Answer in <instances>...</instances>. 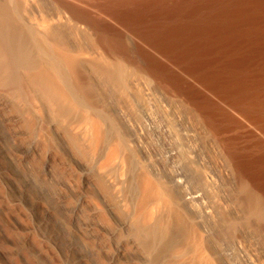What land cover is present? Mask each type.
<instances>
[{"label": "bare ground", "instance_id": "6f19581e", "mask_svg": "<svg viewBox=\"0 0 264 264\" xmlns=\"http://www.w3.org/2000/svg\"><path fill=\"white\" fill-rule=\"evenodd\" d=\"M130 48H136V49L134 50V52H132ZM144 48H152L154 52L157 53L161 57L159 58L155 55L153 56L151 52H148V50ZM164 60L180 66V71H181L180 74H178L175 71H171L169 68H167V66L163 63ZM106 82L117 86L120 89V91L123 92V96L125 93V95H128L129 97H132V98L140 97L141 99L142 98L144 99V100H141L139 98L140 99L139 101H145V100L147 101L145 102L146 104L148 103L147 105L143 103L146 106H143L142 104L139 103L143 107V108L141 107V109L139 110L143 111L141 113L143 114L144 123L142 121V123L138 125V128L137 129L135 128L136 130L134 129V131H132L134 132L133 133L134 135L132 136L133 137L132 142L136 144L138 147H140L141 149L145 148L144 142H143L145 131L142 134V130H144L145 127H148L147 123H149V128L151 124L152 125L155 123L157 124V122L158 124L162 123V126L159 125L160 127L159 129H161L162 127V132L163 133L165 132L164 134L168 135V136L166 135L167 138L165 137L164 138L167 140L169 137L168 140L173 139L171 141H174L176 140L174 139L175 137L177 138L180 137L179 134L181 130H180L179 121L181 120H179L178 123L176 120H173V118L176 119L175 114H178V112L176 113V111H172V114L170 113L171 116L168 115L169 114L168 112L169 111L171 112V109L173 108L172 107L173 103L174 105L175 103L178 104L177 99H179V102H180V99H182V101H184L187 105L192 107V109L198 115L197 118H199L198 119L199 124L201 121L202 128L203 127L206 128V129L204 128L205 129L204 131L208 132V136H212V139L214 138L218 142V145L221 147L220 150H222L221 154L223 152V156H225V158L227 156L226 159H223L224 157L222 158L224 161L225 160L227 161V165L226 163H224L225 165L224 164L222 165L223 167L221 170L224 174L226 173L227 176H228V173H230L229 175L232 178L231 179L232 187H234L235 185V187L233 188L234 192L232 191V189H230L232 192V195L236 194L235 196L237 199L239 198L240 195H241L240 197L242 198L246 197V200L245 199L242 200V198H239V199H241L240 202L242 201L243 203L245 202L244 204L248 203V205L250 206V210H247V211L248 213H250V211L252 212L251 213L252 217H253V214H257L256 205L260 207L261 211L264 210V208L263 210L261 208L262 205L264 206V0H0V84H2V87H5V88L10 87L11 88L10 90L13 89V91H15L18 94L17 95L16 93H14V96L17 95L18 98L19 97L21 98L23 104L27 107V110H28L27 113H29V115H31L36 120L38 128L41 131L40 132L41 135L40 134H39L40 136L38 135L39 136L38 139H40L41 142L43 141V139H45L44 141L47 140V138L45 137H47L48 135L46 136L44 134V130H46L49 127L51 128L52 124L54 123L55 125L61 124V126L59 125L60 128L64 127L68 132L70 131L71 133L74 134L75 138L73 137V139H75V142L72 139V137L70 138V140H72L74 144L77 143V140L80 142L81 139L82 141L80 144H82L83 141L85 144V142L89 140L88 134L90 133L89 131L92 129L93 134H95L94 139L95 138L96 139L94 140L92 136V138L90 139L91 143L92 141L93 142L95 141L96 143L99 144V141H101V139L104 138V131H106V129L102 131V127H101L102 123H104V120L107 119L108 115H112L110 114L109 111L106 112V114L108 115H106L105 112L103 111L104 107L102 105L103 102L101 99V94H102L101 92H102L104 83ZM155 86L165 90L166 93L171 97V100L172 98L173 99L177 98V99H174L176 100V102L172 100L173 103H171L172 101L170 100V97H168L169 98L168 100L166 99L167 101L166 100H164V102L162 101L163 103H165V105L161 102V100H163L164 98L162 99L158 98L160 101L156 98L159 102L155 99L152 101L153 96L151 94V89ZM118 90L116 89L115 92H117ZM5 92L6 90L4 91V94H6ZM109 92L111 91L109 90ZM103 94L107 95L105 93ZM128 96H126V98ZM117 98L118 97H116V99ZM136 98L134 100V105H135ZM150 101L151 102L157 101L158 106H156L157 104L155 103L154 104L155 106L153 107ZM137 102H138V98H137L136 104ZM221 102L225 104H222ZM156 107L157 108L159 107L160 110H158ZM179 107H176L175 109L177 108L179 109ZM112 108L116 109V107L113 106L111 107V111H112ZM152 108L153 109L156 108V110L155 109L152 110ZM93 109H95L94 111L96 112L95 121L92 120L91 118H88L87 116L89 114L88 110L93 111ZM122 110L123 109L121 108L119 112L122 113L123 112ZM166 110H168L167 113L165 112L164 114L162 112L163 113L162 116L157 115L158 119L154 116L155 114L152 113V111L153 112L156 111L161 115V111H166ZM115 111L116 112L114 114L118 113V110H115ZM127 111H129V109ZM46 113L49 117H51L50 118L51 122H48L46 120L44 116V114ZM104 115H106V117ZM173 115L174 117H172ZM133 116H135V114ZM179 116L180 115H178V117ZM108 117L109 118L106 120V122L108 121L110 129L106 132L109 135L105 134L107 139L110 138L114 140L115 138L118 142V147L120 148V150L121 149L125 150V147L127 148L126 146L127 143L125 141L124 134L121 132L120 127L118 128L119 123L117 124V122H119V120H121L122 118L117 120L116 122L114 121L116 120V118L113 119V118H110L111 116H108ZM113 117H116V116H113ZM122 117H124V114ZM89 119H91L92 122ZM156 119L157 120L161 119L162 122L161 121L159 122ZM87 126H89V131H88ZM130 129L131 128H129V130ZM182 129H183V132L185 131L186 133L183 135L181 134V136L185 137L186 135V137L190 138V140L192 139L197 140V138L195 139V134H193V130L186 128V127H183ZM145 130L147 131V128ZM87 132L89 133L87 134ZM91 134H92V131H91ZM77 135L80 136L81 139L80 137L79 139H77L78 137ZM162 135L163 134H161V136ZM66 138L68 137L66 136ZM188 138H185V139H188ZM105 139L106 138L102 139V141L104 142ZM162 139H163V136H162ZM241 139H246L249 141L247 142L246 145L241 146L240 145ZM166 140L163 141V142H166V144L168 143L167 146L169 147V150H168V147L166 148L168 150V153L166 154L173 155L174 157L177 156V154L182 149V146L184 143L182 145L180 143L181 145L180 146V145H177L179 143L174 141L176 144L174 142L173 144L176 146L174 145L171 146L170 144L171 146L170 147L169 146L170 141L167 142ZM186 142L188 143L187 140ZM107 144L109 145V143ZM56 146H59V145L56 144ZM186 146L187 145L184 144L183 148ZM191 146H187V147L189 148ZM77 148H80V147H77ZM115 149L116 150L114 151L118 153L117 146ZM127 150L129 149L127 148ZM51 151L52 150H50L49 152ZM135 151L139 152L137 147ZM210 151H211V148H210ZM253 151L254 152L257 151L258 155H255ZM101 152L103 151L101 150ZM44 154H45V150H44ZM105 154L106 153H104V155ZM100 155H103V154H100ZM115 156L116 155H114L113 157ZM186 159L188 160V157ZM65 160H67V158ZM126 160L128 161V159ZM129 160H132V159H129ZM147 160H149V158ZM178 160H179L178 165H175L177 167L179 166V169L176 170L178 174L176 177H173L174 175L173 173L172 175L173 178L171 177L170 179L172 180L170 181L168 180V183L166 180L167 178H165L166 181L163 180L162 182L161 179L163 178H161V176L164 177V174L161 175L159 172L153 171L154 174L156 175L155 179H157V181H154L155 179H151L149 175H146L149 178L145 177L146 180L144 178L145 193L151 196L152 199L154 198L153 202L155 205L156 204L158 205L159 201L161 202L163 201L165 205L169 208V213H172L173 211L175 216L176 215L178 216V218L176 216L177 220L179 219L178 221H180V218L183 219L182 216L180 217L181 211H183L181 215H184L185 211L187 214L188 213L190 214L189 211L196 208L193 206L197 205V207H199L200 210L196 212L194 209V212L196 213H193L195 214V216L193 215V217L191 215L192 217L191 220L194 221L193 223L196 225V227L199 225V227H197L199 228L198 229L199 236L196 241L197 247L202 248V250L206 248L207 250V247L210 246L209 244L213 243V241L217 238V236L220 234L222 230L220 228L222 226L220 223L217 225V227L220 225V227H218L219 229L216 228L218 229L217 231H215L213 226L209 227L212 224L211 221H210L211 224L209 226L205 223L206 218L209 220V218L214 217L213 222L215 223L214 225L216 227L217 223L215 221L218 222V220H215V217H216L215 214L219 215L221 213V211L220 213H217L219 212L218 209L220 208L221 204L219 202L220 200L217 199L216 191H215L218 185V183L216 182L217 181L216 177L218 176V172H221V171L217 169V166L215 169L214 167L211 168L209 166L210 168L208 167L207 171H203L204 173L203 176H205L204 178L207 181V184L204 187L201 185L203 189L192 191L191 193H187V194L185 190V195L180 196V192L174 191L173 189L174 186L179 187L181 184L183 185L184 183V182L181 183V180H177L178 176L185 175L184 174L185 170L180 167L181 159L179 158ZM87 161L88 159L86 160V162ZM173 162H175V160ZM190 162L188 161V163ZM145 163L146 161L144 162V164ZM184 163H185V159H184ZM200 163L202 166V162ZM192 164L194 163L192 162ZM92 165H93V162H92ZM109 165H112V164H109ZM203 165L205 166L206 164L203 163ZM119 166H120V163H119ZM114 167H117L115 165V162H114ZM92 168L90 166V169ZM106 168L109 170L108 167ZM172 168L174 167L172 166ZM169 169L171 168L169 167ZM55 170H57V167ZM193 172L195 171L193 170ZM125 175L127 174L125 173ZM150 175H153V174H150ZM224 176L222 179H224ZM104 177H105L106 182H108L112 191L116 195V197L122 198L121 197L122 191L120 192V187H122L121 186L122 180L115 176H110L108 174L107 175L104 174ZM180 178L182 179V177ZM186 179H187V176H185V180ZM140 185L142 184L140 183ZM192 186L191 188H193ZM104 190L106 189L104 188ZM214 191H215V195L213 194ZM228 195L230 196L231 194H227L226 196ZM104 196H107V195L105 194ZM229 196L228 198L230 199L231 197ZM123 201L125 200L123 199ZM130 202L131 201H129V203ZM260 202L262 205H260ZM82 203L83 202H81L80 204L82 205ZM222 203H223V200H222ZM90 205H91V202H90ZM146 209L147 208H145L144 211H146ZM79 211H80V206H78V208L74 210V212H76L77 214H79ZM261 211L258 213L260 216L258 214L257 215L258 217H260L262 221H264L263 220L264 218L263 217L261 218V216H264V213L262 214ZM86 213H88L89 215V212H86ZM99 213H102V212L99 211ZM130 214H132V212H130ZM133 214L135 215V212ZM146 214H147V211H146ZM220 217L221 216H219V218ZM130 218H132V216ZM155 219H157V217ZM224 219L226 221V217H224ZM148 220H151V219H148ZM183 221H186V220H183ZM156 222L157 220L155 221V223ZM237 222H238L237 219H232L230 223L227 222V226H225L226 224H224V221H223V224L225 227H234V225H236ZM259 223L261 222L259 221ZM92 224H87V223L84 224L85 230L86 229L92 230V229L97 228V231H98L99 226L97 224L96 225H92ZM171 224L172 223H170V225ZM191 224H192V221H191ZM262 224L264 225L263 222ZM130 225L132 226V224ZM162 226L163 224L160 225L159 223H156L154 226H147L144 223L142 226L138 225V227H140L143 232L142 233L144 235L143 237H148V238H151V240L152 239L156 240L157 241L156 243L164 241L165 238L167 237L166 235H168L170 228L166 227L167 225L165 227L164 226L162 227ZM141 230L139 229V231ZM116 231L117 230H115V232ZM137 232L138 231H136V233ZM237 233L235 237L236 240H238ZM180 234H182L181 231H180ZM183 234H186V233H183ZM123 236H125V234ZM221 236L222 234L219 235L217 239H219ZM250 237L252 239V236ZM226 241H224V243ZM165 243L167 242L165 241ZM186 243H188V241H186ZM244 243L245 241L243 242V246L240 243H237L235 244V246H233V249L230 248V252L232 249L231 256H233V258L230 261L228 260L229 262L225 260V263L227 264H264V257H260L261 255H259L258 251L252 248L251 246L249 248L245 247L246 245L244 246ZM154 244H155V241H154ZM137 246L139 247V244ZM260 247L261 246H259V248ZM227 250H228V247H227ZM119 252L120 251L117 252V258L121 256ZM219 253L222 254V251L220 250ZM149 254H150V251L147 255ZM226 254H228L227 251H226ZM223 256L224 255H222L221 257ZM189 260L191 261V259ZM204 263L205 264H216V261L209 259V256H208V260L204 261Z\"/></svg>", "mask_w": 264, "mask_h": 264}, {"label": "rangeland", "instance_id": "374dc122", "mask_svg": "<svg viewBox=\"0 0 264 264\" xmlns=\"http://www.w3.org/2000/svg\"><path fill=\"white\" fill-rule=\"evenodd\" d=\"M135 49L136 48H130V50L132 52H134ZM144 49L148 50V52H151L153 56L155 55L159 58L161 57L157 53H155L152 48H144ZM163 63L171 71H175L178 74H180V72H181L180 66H178L177 64H173V63H170V62L165 61V60L163 61ZM10 89H11L10 87L5 88V87H2V84H0V264H140V263L141 264H143V263L144 264H147V263L148 264H175V263L176 264H194V263L195 264H205L206 262L204 263V261L208 260V256H209V259H211L213 261L215 260L216 264H227V263H225V260L230 261L233 258V256H231L233 246H235V244H237V243H240L243 246L244 241H245L244 246L246 245L245 247L249 248L251 246L252 248H254L258 251L259 255H261L260 257H264V225L262 224V222L264 223V221H262L260 219V217H258V215H259L258 213L261 211L260 207H258L256 205V209H257L256 211H257L258 215L253 214V217H252V214H251L252 212L250 211V213H248V211H247V210H250V206L248 205V203L244 204L245 202L244 203H243V201L240 202L241 199H239V198H242V197H240L241 195L239 196L238 199L235 196L236 194L232 195V192L230 189H232V191H233V188L235 187V185H234V187H232V182H231L232 178L229 175L230 173H228V176H227L226 173L224 174L221 170L223 167L222 165L224 163H226V165H227V161L225 160L226 161L225 162L223 160V159H226L227 156L225 158V156H223V152L221 154L222 150H220L221 147L218 145V142L214 138L212 139V136H208V132L206 131L207 132L206 133L204 131L206 128L205 127L202 128V125H201L202 122L200 121V124L198 122L199 118H197L198 117L197 113L192 109V107H190L184 101H182V99H180V102H179V99L174 98V99L178 100L177 101L178 104L180 103L179 104L180 107H179L178 104H176V103L174 105L173 101L176 102V100H174L172 98V100H173L172 101L171 97L166 93L165 90L158 88L156 86L151 89V94L153 96L152 101L154 99L157 100L158 98L159 99L164 98L163 100H161V102L162 101L164 102V100H166V99L168 100L169 99L168 97H170V100L172 101L171 103H173L172 107L174 109L172 107H170L173 110L171 109V112L169 111L168 115L171 116L172 111H176V113L178 112V114H175L176 119L173 118V120H176L177 123L179 120H181V121H179L180 122V130H181V132L179 134L180 137L178 136L179 138H177V137L174 138V139H176L174 141L179 143L177 145H180V143L182 145L184 143L187 146H191V144L193 143L192 146L189 148L187 146L183 148V146H184V144H183L182 149L180 147V149H181L179 152L180 154L178 153L177 156H175L177 158H175L173 155L166 154V153H168L169 147L167 146L168 143L166 144V142H163L166 140L165 138H167L166 137L167 134H164L165 132L164 133L162 132V127H161V129H159L160 128L159 125L162 126V123L158 124V122H157V124L156 123L153 125L151 124L152 128H151V126L149 128V123H147L148 127H145V129L147 128V131L145 129L142 130V134L145 131V134L143 137L144 138L143 142H144V146H145L144 149H141L140 147H138L136 144H134L132 142V140H133L132 136L134 135L133 134L134 132H132V131H134L135 128L137 129L138 125L140 123H142V121L144 123L143 114L141 113L143 111L139 110L142 107L140 104H142L143 106H146L148 103L147 104L145 103V102H147L146 100L145 101H139L141 98L137 97L138 102L136 104L137 98L135 97L136 101H135V105H134L135 98L129 97L128 95H125V93H124V96H125L124 97L123 92H121L120 89L113 84L106 82V83H104V86L102 88V92L100 90V92L102 93L101 99L103 102L102 105L104 107L103 111L105 112V114L107 111H109L110 114L113 115L116 112L115 110H118V113H116L117 115L116 114L113 115L116 117H113L112 115H108V114H106V115L111 116L110 118H113V119L116 118V120H114L116 122H117V120L122 118L121 120H119V122H117V124L119 123V126L118 125L117 126H118V128L120 127L121 132L124 134V138H125V141L127 143L126 146L129 150H127L126 147H125V150L124 149L120 150V148L118 147V142L115 138H114V140H112L110 138L107 139L106 135L108 133H106V132L110 129L108 121L106 122V120L109 118L108 116H107V119L104 120V123H102V126H101L102 131H104L106 129V131H104V138H106V139L103 142L102 139H104V138H102L101 141H99V144L96 143L95 141L94 142L92 141V143H91L90 139L92 138V136L94 139L95 134H93L92 129L89 131V126H87L88 131L90 132V133L87 132V134L88 133L90 134V135L88 134L89 140L87 138L86 139L88 141L85 140L87 143L85 142V144H84V141H83V143L80 144L82 139L80 136L77 135L78 136L77 139H79V137H80L81 140L79 142L76 139L77 143L74 144V142H75V139H73V137L75 138L74 134L71 133L70 131L68 132L64 127L60 128L61 124L55 125L54 123H53L54 125L52 124L51 128L50 127L47 128L48 131H47V129L44 130V134L46 136L47 135L48 136L45 137V138H47L46 141H44L45 139H43V141L41 142V140L38 139L39 136L41 135L40 134L41 131L38 128L36 120L31 115H29V113H27V111H28L27 107L23 104L21 98L20 97L18 98V96H17L18 94L15 91H13V89L12 90H10ZM116 89L117 90L119 89V90L117 92H115ZM1 90H2V92H1ZM5 90H6V92H5L6 94H4ZM109 90L111 92H109ZM9 91H11V92H9ZM11 93H13V94H11ZM14 93H16L17 95L15 94L16 96H14ZM103 93H105L107 95H104ZM115 93H116V95H115ZM7 96L8 97L10 96V97L8 98ZM111 96H113V97L115 96V97L113 98ZM126 96H128L127 97L128 99L126 98ZM116 97H118V98L120 97V98L116 99ZM13 98H15V99H13ZM141 100H144V99L142 98ZM157 101L156 102L150 101L152 103L153 107L155 106L154 105L155 103L157 104L156 106H158ZM17 102H18V104H17ZM143 103H145L146 105ZM221 103L225 104L223 102H221ZM163 104L165 105V103H163ZM124 105H126V106H124ZM113 106H115L116 109L114 108L115 109L114 110L112 108V111H113L112 112L111 107H113ZM117 106H118V108H117ZM176 107H179L180 110L178 108L175 109ZM121 108L123 109L122 113L119 112V110H121ZM133 108H134V110H133ZM156 108H154V109L156 110ZM125 109H126V111H125ZM128 109H129V111H127ZM154 109L152 108V110H154ZM157 109L160 110L159 107ZM90 110H92V109H90ZM90 110H88L89 114L87 116H88V118H91L92 120L95 121V119H96L95 118L96 112L94 111L95 109H93L94 113H93V111H90ZM167 111L168 110L161 111V115L156 111H154V112L152 111V113L155 114L154 116L158 119V116H162V114L163 113L165 114V112L167 113ZM119 113H120V115H119ZM123 114H124V117H122ZM134 114H135V116H133ZM173 114H174V112H173ZM89 115H90V117H89ZM106 115H104V116L106 117ZM178 115H180V116L178 117ZM44 116L48 122H51V119H50L51 117H49L47 115V113L44 114ZM172 117H174V115ZM91 119H89V120H91ZM28 120H30V121H28ZM89 120H88V122H89ZM92 120H91V122H92ZM126 120L127 121L129 120V121L127 122ZM135 121H137L138 123ZM157 121L160 122L161 119H159ZM198 125H200V126H198ZM123 127H124V129H123ZM183 127H186V128L193 130V134H195V139L197 138V140H194V139L190 140V138L186 137V135H185V137L181 136V134L183 135L186 133L185 131L183 132V129H182ZM129 128H131V129L129 130ZM157 129H159V130H157ZM49 131H50V133H49ZM62 131L65 133H63ZM91 131H92L93 135L91 134ZM202 131L205 133H203ZM158 132L160 133V135ZM125 134L128 138L125 136ZM161 134H163L162 135L163 139H162ZM66 136L68 138H66ZM146 136L149 138H147ZM150 136H151V138H150ZM71 137L74 140V142L72 140H70ZM185 138H188V139H185ZM168 139H169V137H168ZM168 139L166 141L167 142L170 141L169 146H170V144H171V146H173L174 141H171L173 139H171V140H168ZM177 139H178V141H177ZM186 140L188 141V143L186 142ZM207 141H208V143H207ZM248 141L249 140L241 139L240 145L241 146L246 145ZM107 143H109L110 146ZM49 144H51V145H49ZM56 144L59 146H56ZM104 144L105 145L107 144L106 147ZM38 145H40V146H38ZM99 145H100V147H99ZM116 146H117V149L119 148L117 150L118 153L116 151H114V150H116L115 149ZM174 146H176V145H174ZM77 147H80V148H77ZM92 147L94 150L92 149ZM136 147L139 150V152L135 151ZM167 147H168V150L166 149ZM192 147H193V149H192ZM206 147H208L209 149ZM210 148H211V151H210ZM73 149H75V150H73ZM44 150H45V154H44ZM50 150H52V151L49 152ZM71 150H73V151H71ZM101 150L103 152H101ZM201 150H202V152H201ZM74 151H75V153H74ZM80 151H81V153H80ZM104 151H106V152H104ZM146 151L148 152V154ZM113 152H114V154H113ZM144 152H145V154H144ZM216 152H217V154H216ZM104 153H106L105 154L106 156L104 155ZM115 153H117V154H115ZM128 153H130V154H128ZM186 153H187V155H186ZM254 153H255V155H258L257 151H255ZM54 154H56L57 156ZM96 154L98 157L96 156ZM100 154H103V155H100ZM125 154L127 157L125 156ZM143 154H144V156H143ZM183 154H185V155H183ZM114 155H116L115 156L116 158L113 157ZM196 155H198V156H196ZM62 156L63 157L65 156L64 159ZM109 156H110V158H109ZM112 157H113V159H112ZM124 157L126 159H128V161ZM134 157H135V159H134ZM164 157H166V158H164ZM187 157H188V160L186 159ZM66 158H67V160H65ZM148 158H149V160H147ZM179 158L181 159L180 160V167L185 170L184 171L185 175L178 176L177 180H181V183L182 182H184V183H183V185L181 184L179 187L174 186L173 189H174V191H179L180 196L185 195V190H186V194H187V193H191L192 191L203 189V187L207 184V181L204 178L205 176H203V174H204L203 171H207L209 166L211 168L214 167V169L217 166V169H219L222 172V173L218 172V176H217L218 178L216 177V180H217L216 182L218 183V185H217V188L215 190L217 199L220 200V201L219 200L218 201L221 204L220 205L221 209L218 206V208L220 210L218 209L219 212H217V213H220V211H221V213L219 215L215 214V216H216L215 220H218V222L215 221L217 223L216 227L214 225L215 223L213 222L214 217L209 218V220L206 218L207 222L205 221V223L208 226L212 223L211 226H209V227L213 226L215 231H217L219 229L218 227H220V225L218 227H217V225L220 223L222 225L220 228L223 231L221 230V232L219 234V235L222 234V236L219 239H217L219 237V235H218L216 238L217 241L215 239L212 244L210 243L209 244L210 246L207 247V250H206V248L202 250V248L197 247L196 241H197L198 236H199V233H198L199 228H197V227H199V225L196 227V225L193 223L194 221L191 220L193 215L195 216V214H193V213H196L198 210H200L199 207H197V205L193 206V207L197 208V210H196V208H194L196 212H194V209H193V210L189 211L190 214L189 213L187 214L186 211L184 210L185 214L181 215L183 212V211H181L180 217L182 216L183 219L180 218V221H178L179 220V219L177 220L178 216L176 215L177 216V218H176L173 211H172L173 214L169 213V208L165 205V203L163 201L162 202L159 201L158 205L157 204L155 205L153 202L154 198L152 199L151 196H149V195H147V193H145L144 178L150 177L151 179H155L156 175L154 174V172H159L161 175L164 174V177L161 176V178H163V179H161L162 182H163V180L164 181L167 180V183H168V180L169 181L172 180L170 178L172 177L173 173H174L173 177H176L178 174L176 170L179 169V166L177 167L175 165H178V163H179L178 159ZM87 159L89 162L88 161L86 162ZM93 159H95V160H93ZM129 159H132V160H129ZM176 159H177V161H176ZM184 159H185V163H184ZM115 160H117V161H115ZM174 160H175V162H173ZM145 161H146V163L144 164ZM188 161L189 162L191 161V162L188 163ZM92 162H93V165H92ZM114 162H115V165L117 167H114ZM192 162L194 164H192ZM200 162H202V166H204L203 163L206 164L204 166L205 169H204V167L201 166ZM89 163H90V165H89ZM119 163H120L121 168L119 166ZM109 164H112L113 166L109 165ZM152 164H153V166H152ZM99 165H100V167H99ZM134 165H136V166H134ZM185 165H186V167H185ZM90 166H91V168L93 166V168L90 169ZM94 166H96V167H94ZM101 166H102V168H101ZM172 166L174 168H172ZM56 167H57V170H55ZM106 167H108L109 170ZM159 167H160V169H159ZM166 167L168 169L170 167L171 169H169V171H168V169ZM48 170H50V171H48ZM145 170H147V171H145ZM190 170L192 173L190 172ZM193 170L195 172H193ZM51 171H52V173H51ZM82 172H84V173H82ZM116 173H117V175H116ZM125 173L127 175H125ZM130 173H132V174H130ZM104 174L105 175L108 174L110 176H115V177L122 180V184H121L122 187H120V192L122 191V194H121L122 198L116 197V195L112 191L111 187L109 186L108 182H106ZM150 174H153V175H150ZM146 175H149V177ZM185 176H187L186 180H185ZM223 176H224V179H222ZM140 177H141V179H140ZM180 177H182V179ZM165 178H167V179L165 180ZM145 180H146V178H145ZM154 181H157V179H155ZM199 181H201V182H199ZM140 183L142 185H140ZM199 184H200V186H199ZM171 185H172V183H171ZM191 186L193 188H191ZM137 187H139V188H137ZM84 188H86V189H84ZM104 188L106 190H104ZM126 188L128 189V191ZM136 188L139 190H137ZM188 189L190 192L188 191ZM215 191L213 192L214 195H215ZM105 194L107 196H104ZM227 194L232 195V196L228 195L229 197H231L230 199L228 198V196H226ZM233 198H234V200H233ZM123 199L125 201H123ZM243 199L246 200V197L242 198V200ZM121 200H122V202H121ZM222 200H223V203H222ZM119 201L121 202V204ZM129 201H131V202L129 203ZM81 202H83L82 205L80 204ZM90 202H91V205H90ZM97 202H99V203H97ZM226 202L228 203L229 207H228ZM149 203H151V204H149ZM162 203H164V204H162ZM77 205L80 206L79 214L74 212V210L76 208H78ZM137 205H139V206H137ZM260 205H262L261 202H260ZM262 206H261V208L263 210L264 206L263 207ZM131 207H133L134 209ZM145 208H147L146 209L147 214H146V211H144ZM84 209H85V211H84ZM237 209L239 210L240 213L238 212ZM225 210L227 213L225 212ZM99 211H101L102 213H99ZM143 211H144V213H143ZM152 211H153V213H152ZM263 211H261L262 214L264 213ZM86 212H89V215ZM130 212H132V214H130ZM134 212H135V215L133 214ZM245 214L248 216V218ZM130 215L132 216V218H130L131 217ZM141 215L143 216V218ZM152 215H153V217H152ZM191 215H192V217H191ZM254 215H256V216H254ZM219 216H221V217L219 218ZM136 217L138 218V220ZM154 217L155 218L157 217V219H155ZM224 217H226V221H225ZM262 217L264 218V216H261V218ZM139 218H141V219H139ZM229 218L231 221H232V219L238 220L237 224L234 225V227H225V226H227V222L228 223L231 222L229 220ZM242 218H244L245 220ZM148 219H151V220H148ZM162 219H164L165 221ZM211 219H213V220H211ZM156 220H157L156 223H159L160 225L163 224L164 227L167 225L166 227L171 229V230L169 229L168 235H166L167 237L165 238V240L162 242H159V243H156L157 242L156 240H153V239L151 240V238L143 237L144 236L142 234L143 232H142L141 228L138 227V225L142 226L143 223L146 224L147 226H154L156 224L155 223ZM183 220H186V221H183ZM190 220L192 221V224H191ZM222 220L224 221V224H226L225 226H224ZM227 220H229V221H227ZM243 220L245 223L243 222ZM208 221H209V223H208ZM210 221H211V223H210ZM259 221L261 223H259ZM180 222H182V223H180ZM250 222H252V223H250ZM80 223L82 226L80 225ZM86 223L87 224L93 223L92 225L97 224L99 226V228H101V229L98 228V231H97V228L92 229V230H88V229L85 230L84 224H86ZM170 223H172V224L170 225ZM130 224H132V226ZM134 224H135V226H134ZM252 225H254L255 227ZM261 225H263V226H261ZM169 226H171V227H169ZM131 227H132V229H131ZM194 227H196V228H194ZM181 228L184 230V232ZM216 228H218V229H216ZM247 228L249 231L247 230ZM139 229L141 231H139ZM236 229H238V230H236ZM94 230H95V232H94ZM115 230H117L116 231L117 233L115 232ZM136 231H138L137 232L138 234L136 233ZM180 231L182 234L183 233H186V234L182 235V234H180ZM230 231L232 232V234ZM237 231H238V233H237ZM127 232H129V233H127ZM121 233L123 235L125 234V236H123ZM236 233L238 236V240H236V238H235ZM240 234H242V235H240ZM106 236H108V237H106ZM196 236H197V238H196ZM250 236H252V239ZM230 237H232V238H230ZM111 238H113V239H111ZM144 238H145V240H144ZM147 238H148V240H147ZM180 238L181 239L183 238V239L181 240ZM127 240H129V241H127ZM185 240L188 241V243H186ZM154 241H155L156 245L154 244ZM165 241L167 243L169 242L170 244L172 243L171 246L169 243L168 244L165 243ZM224 241H226V242L224 243ZM189 242H190V244H189ZM232 242H233V244H232ZM215 243H216V245H215ZM255 243H257V244H255ZM138 244H139L140 248L137 246ZM117 245H119V246H117ZM158 246H159V248H158ZM167 246H169V247H167ZM189 246H191V247H189ZM255 246H257V247H255ZM259 246H261V247L259 248ZM188 247H189V249H188ZM227 247H228L229 251L227 250ZM176 248H178V249H176ZM230 248H232L231 252H230ZM160 249H161V251H160ZM210 249H211V251H210ZM222 249L224 250L225 253L223 252ZM182 250H183V252H182ZM220 250L222 251V254L219 253ZM118 251H120L119 253L121 254V256L119 255L120 256L119 258H117V252ZM149 251H150V254L147 255L149 253ZM205 251H207V252H205ZM226 251L228 254H226ZM195 252H196V254H195ZM204 252H205V254H204ZM219 254H220V256H219ZM210 255H211V257H210ZM222 255H224V256L226 255L225 257H227V258H225L223 256L225 258L224 259L223 257H221ZM227 255H229V256H227ZM148 256H149V258H148ZM191 256H192V258H191ZM162 259H164V260H162ZM189 259H191V261ZM158 260H159V262H158ZM193 261H194V263H193Z\"/></svg>", "mask_w": 264, "mask_h": 264}]
</instances>
